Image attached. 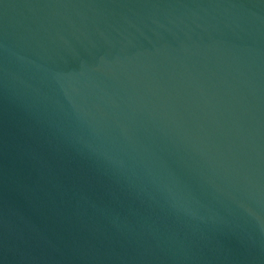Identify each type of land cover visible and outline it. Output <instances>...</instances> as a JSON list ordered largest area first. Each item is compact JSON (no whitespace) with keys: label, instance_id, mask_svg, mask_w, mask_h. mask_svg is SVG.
Returning a JSON list of instances; mask_svg holds the SVG:
<instances>
[{"label":"water","instance_id":"water-1","mask_svg":"<svg viewBox=\"0 0 264 264\" xmlns=\"http://www.w3.org/2000/svg\"><path fill=\"white\" fill-rule=\"evenodd\" d=\"M0 264H264V0H0Z\"/></svg>","mask_w":264,"mask_h":264}]
</instances>
